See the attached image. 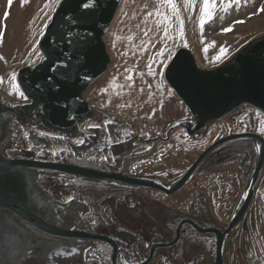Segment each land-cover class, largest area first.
<instances>
[{"label": "water", "instance_id": "water-1", "mask_svg": "<svg viewBox=\"0 0 264 264\" xmlns=\"http://www.w3.org/2000/svg\"><path fill=\"white\" fill-rule=\"evenodd\" d=\"M122 2L98 0L93 8V0H62L39 41L43 59L33 67L23 66L17 73L20 89L28 102L11 105L0 97V264H63L64 260L71 259L72 248L76 255L86 242L92 246L100 240L85 226L87 204L75 199L56 200L41 186L45 176L57 172L87 184L154 188L175 194L188 184L211 153L230 142L250 139L258 154L245 194L228 228L211 230L217 238L216 264H226L227 237L241 226L264 174L261 136L239 133L217 140L169 186L139 174L107 173L57 163L47 155L58 145L73 150L82 141L81 124L95 117V110L84 95L111 66L105 37ZM172 64H177L179 71L169 73L165 69V80L191 117L172 124L166 132L167 140L170 137L179 140L180 137L173 136L177 131L187 137L182 143L198 141L210 123L220 122L244 106L264 113V35L213 69L201 67L187 48L177 50L168 63L170 67ZM109 123L120 127L113 122L105 125ZM18 128L27 141L30 139L31 146L23 150L5 149L8 141L17 139ZM158 139L147 138L144 142ZM6 212L53 240L32 236Z\"/></svg>", "mask_w": 264, "mask_h": 264}, {"label": "rangeland", "instance_id": "rangeland-1", "mask_svg": "<svg viewBox=\"0 0 264 264\" xmlns=\"http://www.w3.org/2000/svg\"><path fill=\"white\" fill-rule=\"evenodd\" d=\"M47 2L48 0H30L21 7L20 0H13V5L8 10L6 32L3 44L0 45V56L3 57L0 60V77L4 80L0 84V97L11 105L26 102L18 94H12V74H16L17 82L20 68L32 67L43 59L38 43L46 30L44 24L49 25L60 4L49 10L44 8ZM176 2L184 21L183 40L179 35V19L172 18V26L167 28L169 35L166 38L165 29L157 24L156 17H148V12L158 9L170 12V9L161 7L158 0H123L105 37L111 66L84 95L86 102L95 110V117L90 122L99 125L116 123L123 130L118 128V135L124 137L133 134L142 138L164 137L172 124L188 120L191 116L167 84L161 62L168 64L178 49L187 48L193 52L202 67L213 69L229 60L247 43L264 35V12L259 11L264 8V0H247L246 3L242 0L241 5H232L227 11L225 5L218 0L215 18L206 23L203 30L199 24L203 0ZM6 5L7 0H0V17L4 16ZM236 21L244 23H235ZM230 26L231 32L222 31ZM222 47L227 49V55L218 61L216 57ZM205 48L208 49L207 52L204 51ZM161 52L163 55H160ZM262 125L264 113L245 106L220 122L210 123L198 141L182 144L179 140L172 139L168 143L161 141L146 145L145 148L140 146L126 154L113 169H117V173L171 180L167 183L172 184L188 171L201 153L227 135L254 133L264 139ZM17 132V139L8 141L5 149L31 146L30 139L27 141L20 128ZM69 150L71 149L64 145H58L47 155L56 159ZM257 154V147L250 139L236 140L222 146L204 159L181 192L167 201L165 197H159L164 200L160 204L151 202V210L158 212L165 207L180 209L183 204L192 200L193 206L197 207L201 200L209 197V206L216 219L212 223L226 230L245 194ZM262 187L264 188V174L256 190L263 189ZM84 193L94 205L99 223L107 222L111 215L113 218L112 211L118 206L117 209H121L122 225H127L125 221L130 220L127 209L138 203V199H145L147 196L155 199L150 192L142 195L140 192L91 187H86ZM82 201L87 204L86 200ZM114 206V210H111ZM247 214L238 230L227 237L224 248L226 264H264V219L260 218L263 220L257 225L251 222L250 214ZM113 219L116 221L115 217ZM131 228H134L133 225Z\"/></svg>", "mask_w": 264, "mask_h": 264}, {"label": "flooded vegetation", "instance_id": "flooded-vegetation-1", "mask_svg": "<svg viewBox=\"0 0 264 264\" xmlns=\"http://www.w3.org/2000/svg\"><path fill=\"white\" fill-rule=\"evenodd\" d=\"M103 125L94 122L81 124L82 143L79 141L73 150L63 153L55 162L107 173L118 172L113 167L118 166L121 159L134 149L140 146L145 148L146 145L161 141L168 143L172 139H165L166 131L161 139L145 143L147 138L138 134L120 136L117 131L122 130L121 127ZM178 138L187 139L184 133L178 134L176 139ZM157 179L165 186L170 185L167 182L171 180ZM42 187L56 200H86L89 211L84 217L85 226L91 234L100 237V240L88 247L90 258L85 264H216L217 238L211 230H224L212 223L215 216L209 206V197L201 200L197 207L193 206L192 200L188 201L189 204H183V208L165 207L156 212L150 208L153 202L160 204L164 200L160 199L161 196L167 201L175 194L169 195L154 188L130 189L114 185L87 184L57 172L45 176ZM86 187L140 192L142 195L150 192L155 199L148 196L138 199V203L127 209L130 220L125 223L130 227L120 222L121 209L118 210V206V211L114 210L115 206L111 209L114 210L112 214L116 221L111 215L107 222L99 223L95 207L84 193ZM131 225L134 228H131Z\"/></svg>", "mask_w": 264, "mask_h": 264}, {"label": "snow or ice", "instance_id": "snow-or-ice-1", "mask_svg": "<svg viewBox=\"0 0 264 264\" xmlns=\"http://www.w3.org/2000/svg\"><path fill=\"white\" fill-rule=\"evenodd\" d=\"M30 2V0H20V5L21 7L27 5ZM189 0H185V3H188ZM246 3L247 0H244ZM60 3V0H48L47 3H45L44 8L51 10L52 7L55 5H58ZM96 3H98V0H93L92 7L94 8ZM158 3L160 4L161 7H166L167 9H170L169 11L161 12L159 9L155 12H148V17H156L157 24L165 29L164 35L167 38L168 37V32L167 28L172 26V18L175 17L176 19L180 20L179 24V35L180 38L183 40L184 38V21L180 17V11L179 7L177 5L176 0H158ZM219 3L225 5V11H227L228 8H230L232 5H241L242 0H219ZM13 5V0H7V5H6V10L4 13L3 17H0V45L3 44L4 40V34L6 32V20L8 18V10L11 9ZM218 8V0H203V8L201 9V16L199 20L200 28L203 30L204 26L206 23L210 22L215 18V12ZM259 11L264 12V8H261ZM235 23H244V21H236ZM48 25L47 23L44 24V29H47ZM223 32H231L232 27L224 28L222 30ZM43 35V33H41ZM214 44V42H213ZM185 47H187V44L185 43ZM205 52L208 51L207 48L204 49ZM160 55H163L161 52ZM227 55V49L226 48H221L220 49V54L216 57V60H221L223 57ZM3 57L0 56V60H2ZM166 59V58H165ZM161 67L166 69L169 73H176L179 71V67L177 64H172L171 67L167 64L164 63L163 61L161 62ZM161 73H157V75H160ZM131 79V77H129ZM12 94L16 95L18 94L21 99L27 100L28 97L25 95V93L20 89L19 83L16 82V74L13 73L12 77ZM4 80L2 77H0V84H3ZM261 131L264 132V125L261 126ZM82 143V141H81Z\"/></svg>", "mask_w": 264, "mask_h": 264}, {"label": "bare ground", "instance_id": "bare-ground-1", "mask_svg": "<svg viewBox=\"0 0 264 264\" xmlns=\"http://www.w3.org/2000/svg\"><path fill=\"white\" fill-rule=\"evenodd\" d=\"M51 22V21H50ZM195 56V55H194ZM196 58V57H195ZM197 60V59H196ZM3 65V64H2ZM200 65V64H199ZM4 66V65H3ZM34 66V65H33ZM32 66V67H33ZM201 66V65H200ZM5 67V66H4ZM202 67V66H201ZM204 68V67H203ZM206 69V68H205ZM165 73V71H164ZM255 144V143H254ZM258 147H260V144L258 143ZM202 154V153H201ZM200 154V155H201ZM199 155V156H200ZM193 165V164H192ZM191 165V166H192ZM200 167V166H199ZM198 167V168H199ZM190 169V168H189ZM181 191V190H180ZM179 191V192H180ZM178 193V192H177ZM176 194V193H175ZM171 195V194H169ZM3 210V209H2ZM5 211V210H4ZM7 213V212H6ZM8 217L10 219H12L13 221H15L16 223L20 224L26 231L29 232V234H31L32 236H36L39 239H44V240H48L51 239L53 240V238H49L47 236H45L43 233H41L40 231H37L35 228H33L32 226H30L29 224H27L26 222H24L23 220H20L19 218H16L14 215H10L9 213ZM85 247H83L81 250H79L76 255H74V251L73 248L71 249L69 256L71 259L68 260H64L63 264H85V262L88 260V258H90V250L88 249L89 245L92 244L90 242H86L85 243Z\"/></svg>", "mask_w": 264, "mask_h": 264}, {"label": "crops", "instance_id": "crops-1", "mask_svg": "<svg viewBox=\"0 0 264 264\" xmlns=\"http://www.w3.org/2000/svg\"><path fill=\"white\" fill-rule=\"evenodd\" d=\"M248 213L250 214L251 222H255L257 225L260 224V222H262V220L264 219V188L256 190Z\"/></svg>", "mask_w": 264, "mask_h": 264}]
</instances>
